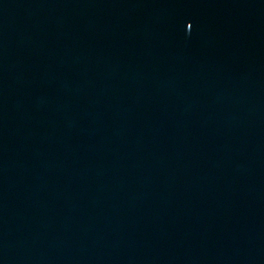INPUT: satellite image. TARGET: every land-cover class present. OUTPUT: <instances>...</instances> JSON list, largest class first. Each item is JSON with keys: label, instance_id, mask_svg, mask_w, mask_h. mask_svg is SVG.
<instances>
[{"label": "water", "instance_id": "water-1", "mask_svg": "<svg viewBox=\"0 0 264 264\" xmlns=\"http://www.w3.org/2000/svg\"><path fill=\"white\" fill-rule=\"evenodd\" d=\"M0 264H264V0H0Z\"/></svg>", "mask_w": 264, "mask_h": 264}, {"label": "snow or ice", "instance_id": "snow-or-ice-1", "mask_svg": "<svg viewBox=\"0 0 264 264\" xmlns=\"http://www.w3.org/2000/svg\"><path fill=\"white\" fill-rule=\"evenodd\" d=\"M188 27H189V28H191V27H192V25H191V24H189V25H188Z\"/></svg>", "mask_w": 264, "mask_h": 264}]
</instances>
